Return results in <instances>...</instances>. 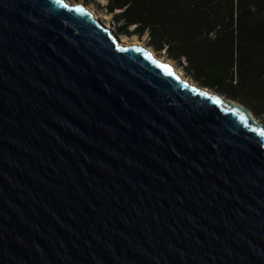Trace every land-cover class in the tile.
Wrapping results in <instances>:
<instances>
[{
    "label": "water",
    "instance_id": "obj_1",
    "mask_svg": "<svg viewBox=\"0 0 264 264\" xmlns=\"http://www.w3.org/2000/svg\"><path fill=\"white\" fill-rule=\"evenodd\" d=\"M171 62L0 0V264H264V125Z\"/></svg>",
    "mask_w": 264,
    "mask_h": 264
},
{
    "label": "trees",
    "instance_id": "obj_2",
    "mask_svg": "<svg viewBox=\"0 0 264 264\" xmlns=\"http://www.w3.org/2000/svg\"><path fill=\"white\" fill-rule=\"evenodd\" d=\"M106 9L125 34L148 31L201 85L264 116V0H108Z\"/></svg>",
    "mask_w": 264,
    "mask_h": 264
},
{
    "label": "rangeland",
    "instance_id": "obj_3",
    "mask_svg": "<svg viewBox=\"0 0 264 264\" xmlns=\"http://www.w3.org/2000/svg\"><path fill=\"white\" fill-rule=\"evenodd\" d=\"M76 1L84 2L85 4L88 5V7L90 6L93 11H96L98 13H103V12L107 13L106 6L108 4V0H88V1L76 0ZM115 12L118 13L117 11H115ZM114 14L112 15V22H113L112 30H115V32L117 34H119L120 36L121 35H128V36L136 35L143 42L144 45H146L147 47H149L150 49L155 51L156 54H158L160 56H165V58H167L168 60H171L176 65V68L179 70V72L182 71L183 75H186L194 83H197V84L201 85L200 82L194 77L193 72H191L187 68V65L185 64V59L183 57H180V58L173 57V56L169 55V53L167 52V49H162V50L156 49V47L151 44V37H150V33L148 31H145L141 35L140 34H133V33L132 34H125L120 29V25L121 24L114 19V17H113ZM133 30H134V28L131 27L130 31H133ZM201 86H203V85H201ZM203 87H205V86H203ZM212 90L215 91L216 88H214ZM217 93L219 95H221L223 98H225L227 101L230 100V101H233L235 103H238V104L242 105L243 108H245L248 111H250L251 113L255 114V116L258 118L259 122L264 125V116L262 114L255 113L252 109H250L248 106H246V104L242 100H239V99L238 100H233V99L227 97L225 94H223V93H221L219 91H217Z\"/></svg>",
    "mask_w": 264,
    "mask_h": 264
},
{
    "label": "bare ground",
    "instance_id": "obj_4",
    "mask_svg": "<svg viewBox=\"0 0 264 264\" xmlns=\"http://www.w3.org/2000/svg\"><path fill=\"white\" fill-rule=\"evenodd\" d=\"M93 12L95 13L96 18H98V19L102 20L103 22H105V26L107 28H112L113 27L112 14L105 13V12L98 13L96 11H93ZM117 12H120V10H117ZM120 37L122 39V42L124 44H126V45H129V44H132V45L133 44L144 45L143 42L136 35H132V36L121 35ZM171 63H173V62H171ZM180 74H183V72L181 71Z\"/></svg>",
    "mask_w": 264,
    "mask_h": 264
},
{
    "label": "snow or ice",
    "instance_id": "obj_5",
    "mask_svg": "<svg viewBox=\"0 0 264 264\" xmlns=\"http://www.w3.org/2000/svg\"><path fill=\"white\" fill-rule=\"evenodd\" d=\"M78 10H82V9H78Z\"/></svg>",
    "mask_w": 264,
    "mask_h": 264
}]
</instances>
